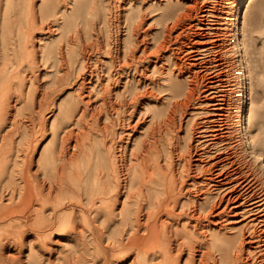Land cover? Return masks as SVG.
<instances>
[{"label":"rangeland","instance_id":"rangeland-1","mask_svg":"<svg viewBox=\"0 0 264 264\" xmlns=\"http://www.w3.org/2000/svg\"><path fill=\"white\" fill-rule=\"evenodd\" d=\"M196 1L201 4L198 16L185 17L173 35L193 23L192 30L204 31L220 43L213 49H203L201 54L210 71L220 75L216 91L227 95L226 108L222 110L225 114L216 118L214 109L203 96L188 105L176 104L184 99L179 92H184L188 82L185 75H177L175 57L169 50L148 55L166 32V23L171 25L168 17L188 12L194 0H0V264H133L136 249L123 247L128 235L139 227L133 223V215L137 214L139 223L146 222L149 200L163 192L166 181L162 180V186H157V180L144 182L137 202L145 209L124 214L118 211L120 205L111 213L108 211L109 198H96L95 203L87 200L88 191H95L93 180L82 182L81 197L73 189L62 191L59 185L45 178L44 171H50L52 177V152L59 153L62 148L77 149L74 144L78 140L81 141L78 150L88 149L87 156L82 154L80 158L82 170L88 163L98 165L103 158L110 160L115 155L117 166H125L124 169H130L134 175L133 188L136 189L141 185L134 174L138 170L133 167L145 154L144 141L143 147L131 155L137 141L150 139L153 150L148 158L146 155L147 167L156 170V179L160 176L158 164L161 163L168 170L167 181L180 177L191 180L195 172L198 182L205 177L204 171L195 170L194 162L189 163V168L186 166L184 154L188 142L206 150L207 160L223 153L226 163L232 160L237 163L227 164L229 168L239 165L242 175L253 182L252 191L262 198L253 211L262 221L264 0ZM239 11L244 17L237 20L235 16ZM189 12L196 14L197 10ZM238 45L244 51L243 58ZM60 47L63 60L58 52ZM144 48H148V53H144ZM131 50L140 59H135L130 68L119 69L120 73L115 75L120 76L113 80L112 73L118 68L116 55L129 57ZM216 64L219 65L214 66ZM91 69L102 76H94L89 84L93 88V100L87 105V112L80 115L84 107L80 83L83 73ZM138 79L139 84L135 81ZM124 82L130 87L139 85L140 95L136 101H132L130 94L117 97L118 92L124 91ZM249 109L247 125L254 137L253 151L243 141L240 121L241 114ZM128 120L138 122L139 127L125 130ZM214 122L222 123L224 132L213 141L198 139L199 130ZM69 129H74L70 139L62 142V136ZM85 132L87 134L81 137ZM123 151L124 157L119 155ZM210 163L202 164L210 166ZM21 167L36 173L30 197L24 193ZM128 180L126 177L125 181ZM14 186L16 193L11 195ZM179 201L175 211H180L182 203L192 208L200 198L181 197ZM248 208L247 204L235 208L240 212L238 216L226 210L230 214L225 216L227 221L223 224L236 226L206 227L203 233L190 226V220V225L184 228L188 223L187 214L168 216L160 212L154 219H157L158 230L163 227V220L170 224L168 229L177 227V234L175 230L164 234L165 238H170L171 245L179 241L181 235L196 245L194 250L184 245L177 257L179 264H194L201 248L214 244L213 237L230 236L238 226L252 220ZM259 219L253 221L262 226ZM207 222L203 220V224ZM147 231L145 224L138 228V234ZM97 234L101 236L98 240ZM102 245L108 248L103 250ZM160 253L154 260L159 259Z\"/></svg>","mask_w":264,"mask_h":264},{"label":"bare ground","instance_id":"bare-ground-1","mask_svg":"<svg viewBox=\"0 0 264 264\" xmlns=\"http://www.w3.org/2000/svg\"><path fill=\"white\" fill-rule=\"evenodd\" d=\"M194 2L195 4L189 7L188 12H178L173 16H169L168 18L171 19V25H169L168 22L166 23V25L164 26L166 32L155 44V49L153 51H149V53L147 52L148 48L147 50L146 48H144L143 51L144 53H148L149 55V54H158L159 51L169 50L171 54L175 57L174 69L178 71L177 75H183V76L185 75L186 76L185 78L188 82V86L184 90V92H179L181 93L179 95L184 97V99L180 101H176L177 102L176 104L178 106L183 104L188 105L189 102L193 101L196 97L200 98L203 96L204 98L203 100L208 102L209 105H211L212 108L214 109L213 115L216 118L217 115L225 114L224 112H222V110L226 108L225 101L227 97L225 96L227 95L225 93H218L216 91L218 87L217 86L218 81L221 79L220 75L217 72L213 74L210 71V68L207 66V63L204 60V57L201 56V54L204 52L203 49L206 48L208 50L213 49L217 47L220 43H218L216 39H212V37L210 35H207L204 31L192 30L191 28L194 25L193 23L191 25L189 24L188 26L189 28H183L182 31L173 35V31H175L178 28V26L181 24V21L185 17L189 16L195 18L196 16H198L199 14L198 12L201 9L200 6L201 4L200 5L197 4L196 0H194ZM49 6L50 4L48 5V8ZM48 8H46L47 13H48ZM52 8L56 9V7H52ZM193 9L195 10V12L197 10L196 14H194L193 12L192 13L189 12ZM29 16L31 17L32 15L29 14ZM235 17L238 20L240 17H244V15L240 14L239 11L237 12ZM141 21L142 19L139 22ZM239 32H240L239 26L236 25L235 33L238 35ZM238 51L241 53L243 58L244 51L242 49V46L238 45ZM58 52H59V56L63 60L65 57L61 51V47L59 48ZM116 58H117L118 68L116 69V72L112 73L111 77L113 80L114 79L116 80L120 76V74L115 75L117 72H119L120 70L122 71L126 67L130 68V65L134 62V60L137 58L140 59V56H138V54L134 55L131 50L129 53V57L128 55H123L121 58H119V56L116 55ZM128 58H131V61H129ZM217 65L219 64H216L214 66ZM140 72L143 73V70L140 69ZM143 74L145 75V73ZM94 76H97V78H101L102 75L95 73V69H91L89 70V72H84L82 75L80 88L83 93L82 101L84 103L83 104L84 107L82 108V112L80 115L85 114L87 112V105H90L92 103L93 100L92 96L94 92H93V88L89 86V84L92 82ZM246 78L249 80L250 78L249 73L247 74ZM135 81L138 82V84L140 83L139 79ZM123 84H124L123 85L124 91L122 93L118 92L117 97L122 98L124 94H130L132 101L133 102L136 101L140 95L139 92L137 91V87H139V85L130 87L128 83L124 82ZM170 85H172V83ZM86 90L87 92H85ZM146 91L149 93H153V90H146ZM146 91H144V94L147 93ZM104 102L105 101L101 103ZM243 102H245V100ZM225 111L227 110L225 109ZM249 118H250V109L241 114L240 121L243 131V141L246 144H248V146L251 147V150L253 151L252 148L255 147L253 142L254 137L251 134L249 127L247 125V120H249ZM126 125L127 128H125V130L128 129L131 131L139 127L138 122L132 123L129 120ZM208 127L209 126L199 130L200 133L198 139L203 138L202 140L205 141H213L219 136V133L224 132L222 123L214 122L212 125H210L209 128ZM73 130L69 129L64 133V135L62 136V140H63L62 142L64 141L67 142L70 139ZM86 134L87 132H85L81 137H84ZM144 141H145V147H143V143H142ZM80 142L81 141L78 140L74 144V146L77 149L66 150L65 148H62L60 149L59 153L52 152L51 159L53 163L51 164V167H54L52 171V177L50 171H48L47 169H45L44 171V176L46 179H51V182L53 184L59 185L62 191L66 189L76 190L77 192L80 193L77 195L78 197L82 196V190H83L81 186L82 182L85 183L93 180L92 182L95 187V191H91V192L88 191L89 193L86 196L87 200L91 203H95L96 198H100V200H106V198H109L110 201L108 202L107 208L110 209L108 210L110 211V213L111 211H114L115 206L118 207L119 205H120V209L118 211H122V214H124L125 211L144 210L145 206L137 202L138 196L142 194V190H143L142 184H144V182L148 183V181L152 182V180H157L158 182L157 186H162L163 184L162 180L166 181L165 189L162 192L163 194L161 193L159 196H157L158 198L154 197L151 200H149V207L146 208V211H148L147 212L148 216L146 217V222L142 223L145 224L147 227L148 231L146 234H138V228L142 224L139 223L140 220H138L137 214L134 213L133 215V223L137 224V226L139 227L136 228L132 234L128 235L126 242H123L125 243V246L123 247L129 246L130 248L136 249L137 255L132 260L133 264H179L177 257L181 255L184 245H187V248H189L190 250H194L196 248V245L190 239L187 241L186 237L182 235H181V239H177L179 241L171 245L172 243L170 241V238H165L164 234L167 232H173L174 230L176 231L177 234L178 232L177 227H174V230L168 229V226L170 224H168L167 220H163L162 221L163 227L160 230H158L157 219L156 220L154 219L156 215H158V213L162 212L168 216L187 214L188 219L186 221L189 224L185 223L184 228H186L187 225H190L191 223L190 221H192V224L190 226H192L194 229H198L199 233H203L207 230L206 227L215 228L219 226L220 228L228 227L229 229L230 227L236 226L235 224H232V226L226 223L223 224V222L227 221V218L225 216L230 214L229 213L230 211H226V210H232L231 215L238 216L240 212L235 211V208L244 207L246 204L249 207L248 208L249 211L252 212V216L250 218L252 220H250V222L246 224H242L238 226L237 230L234 233H232V235L230 236L227 235L225 236L223 234L221 236L213 237L215 238L213 240L214 244H210L208 247L201 248V252L199 254L200 256L199 258L196 259V262H194V264H264V220H263L264 218H262V221H260L259 219L260 215H258V213L256 215V212L253 211L255 207L259 205V202L260 200H262V198L255 195V192L252 191L251 184L253 182H251V180L247 181V177L245 175H242L243 172L239 165L233 168H229L227 164L230 163L234 164L236 163L235 160L231 159L232 161L226 163L227 161L225 160V158L227 159V157L226 155L223 156V153H221V155H216L214 157L212 156L211 160H207L206 159L207 157L205 155L206 150L199 148V145L193 147L192 143L188 142V144L185 147L187 153L184 154V157L186 159L185 163L187 164L186 166L187 168H189V163L192 164V162H194V164L196 165L195 170L200 172L204 171L206 173L204 175L205 177L200 182H198L197 174L195 172L192 175L191 180H187L186 178L180 177L172 181H167L166 177L168 175V170H165L162 164L160 163L158 164V172L160 176L155 179L156 170L147 167V160H148L147 158L149 155H151V152L153 150L152 142L150 141V139L148 141L146 139L145 140L143 139V141L141 140L137 141L136 145L131 149V155L132 154L135 155L136 151H138L141 147H143V150L145 151V154L142 155V158L138 162H136V164L133 167L134 169L136 168V172L138 170V172L137 173L134 172V174L137 175V179L141 185L136 189L133 188L135 183V181L133 180L134 175H131L130 169L126 171L124 169L125 166L124 168L117 166L115 162V155L113 158L111 157L110 160H104L103 158L101 164L98 165L95 164L94 166H92L90 163H88L86 165V169L82 170V168L80 167V158L82 154L85 157L87 156L86 153L88 152V149L87 150L83 149V152H81L82 150H78V146ZM175 148L177 149L178 146L176 145ZM107 151H109V148ZM119 155L124 157L125 156L124 151ZM210 161H211V163L209 164L210 166H207L206 164L205 166L202 164L203 162L209 163ZM29 172H30L29 169L27 170L26 167L20 168L21 176L25 180L23 184L24 193L28 197L32 196L30 192L31 190L30 186L32 184V180L35 179L34 175L36 174ZM126 177H129V180L127 182L125 181ZM73 179H75L76 181L73 182L72 181ZM121 180H123V183L120 182ZM213 192L215 193V195L211 194ZM15 193L16 192L14 186L11 195H14ZM181 197H187V198L197 197L200 198V201L199 202L197 201L194 204H192V208L189 205L182 203L180 207V211H175L176 207L180 203L179 200ZM189 208L190 211H186ZM253 219L254 221L255 219H259L258 222H263L262 223L263 225L259 226L257 223L253 221ZM203 220H208V222L206 224H203ZM218 237H220L221 240ZM100 238H101L100 234H97L96 239L98 240ZM98 244H101L100 240L98 241ZM8 248L9 247H7V249ZM102 248L103 250H105L106 248H108V245H102ZM99 249H101L100 245H99ZM159 252H162V254L160 253L161 256L160 257L158 256L159 259L154 260L155 255H157ZM12 255H14V253Z\"/></svg>","mask_w":264,"mask_h":264}]
</instances>
